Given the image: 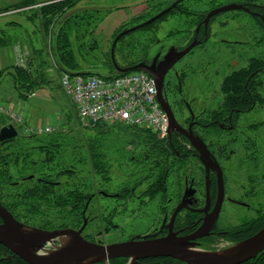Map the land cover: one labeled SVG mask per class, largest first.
<instances>
[{"label":"flooded vegetation","instance_id":"flooded-vegetation-1","mask_svg":"<svg viewBox=\"0 0 264 264\" xmlns=\"http://www.w3.org/2000/svg\"><path fill=\"white\" fill-rule=\"evenodd\" d=\"M241 3L244 6L241 10L252 14L264 27V6L251 2H247L248 5L243 2L237 4ZM213 9L215 7L211 10ZM211 10L205 14L204 20ZM217 15L210 18L207 27L204 20L200 23L198 31L196 30L198 25H196L186 39L188 44L179 49L171 43L169 47H166L171 37H165V35L160 38L159 29L156 28L155 33L152 31L155 40L146 47L140 59L153 65L156 74L160 77L163 75L161 63L171 49L183 50L195 39L200 42L199 44L207 41L211 36V21ZM159 42L166 43L163 48H167V51L156 48L155 53L150 56L149 48ZM189 53L179 59L165 74L163 95L177 122L185 130H188L191 125L190 132L200 143L201 149L205 146L203 151H206L205 154L209 157L208 164L205 163L200 150L182 130L169 129L168 134L160 138L161 142L158 144L162 156L161 165L165 167L164 174L160 175L163 169L160 164L158 165L159 162L155 163L149 173L143 169L145 161L157 160L153 157L157 155L156 150L149 152L142 150L141 147L128 145L125 151H129V157L120 159L125 170L123 174L125 181L119 185L114 180L116 157H111L108 164L109 172L91 174L88 169L89 162L82 160L79 164L76 163L77 167L70 165L73 163L71 158L82 155V152L77 144L61 142L63 132L57 130L27 132L23 127L15 126L14 135L0 139V203L12 217L30 230L54 232L71 229L80 232L79 235L84 240L103 246L131 240L150 241L172 237L175 240H185L187 248L211 250L221 241L232 243L240 241L231 239L228 233L234 227L252 222L259 216L262 209H253L251 202L238 200L240 206L247 209L251 207L249 210L253 211V216L248 217L249 213H237L236 223L219 225L224 214V205L229 197L225 168L220 161L221 159L228 161L238 152V145H243L245 140L237 138L239 133L242 137H246L244 139H249L248 144L251 141V145L247 144L246 152L242 153L244 157L240 165L247 164L245 162L249 159L252 161V167L259 163L258 140L249 136L259 130L261 123L252 120L242 125L238 119L241 115H249L259 106V91L254 88V85L256 83L257 87L259 86L256 77L264 72V65L253 63L250 68L241 69L230 78L228 77V80H232L229 83L227 79L225 80L222 109L217 108L211 112L207 106L206 110L198 114L191 101L185 98L182 102L176 100V95L183 93V77H180L174 69ZM171 72L175 73L177 79L174 85L169 78ZM236 80H238L237 85L233 83ZM184 107L188 113L186 118ZM2 128L0 127V134ZM217 132H220V137L219 134L212 135ZM248 146L251 148L250 155ZM26 150L29 151V158L25 157ZM39 156H47V160L40 167L37 166ZM246 169H248L247 166ZM252 172H258V170L253 169ZM74 188L76 190H73ZM120 208L130 213L137 212L139 209L144 210V213L150 212L157 215V222L149 228L145 227V230L139 227L132 231V225L128 229L124 226V234L115 236V220L117 219L115 214L121 212ZM148 208L149 211H147ZM116 209L118 211L114 212ZM155 209L159 213H153L152 210ZM262 213L264 214V211ZM4 222L5 219L0 215V224ZM211 223L212 225L207 227ZM71 241L72 237L60 235L49 239L45 247L37 252L49 254L53 252L52 250L55 251ZM0 264L30 263L16 250L0 242ZM103 264L189 263L171 255L161 254L137 258L116 257L104 260Z\"/></svg>","mask_w":264,"mask_h":264},{"label":"rangeland","instance_id":"rangeland-1","mask_svg":"<svg viewBox=\"0 0 264 264\" xmlns=\"http://www.w3.org/2000/svg\"><path fill=\"white\" fill-rule=\"evenodd\" d=\"M19 1L21 2L23 0ZM19 1L0 5V30H2V28L8 25L11 21H19L21 22L22 27L12 26L17 29L15 37H19L21 42H27L26 36L29 34L27 30L30 28L31 32H33L36 29H33V24L30 23L26 11L20 12L21 9L13 8L14 5L19 3ZM173 1L176 2L178 0H83L74 9H72V11L102 8L100 9L97 17H100L101 14H108H106V19L100 24V26L104 28L103 31L95 33L98 37L97 41L99 47L101 48L103 45H106L105 47L108 48L110 39L107 40V38L111 37L109 32L113 22H119V26L123 23H127V25L123 27V30H125L146 21L147 17L145 16L155 13L157 9L156 7H165ZM186 2H188L187 4H190L191 9H188L187 12H192L191 14L181 11L183 10L181 8L180 11L173 13L170 12L165 19L158 23V36L163 38L166 35L165 37L171 38H169L170 41L167 45L166 43L162 44V42L153 44L148 51L150 56L155 53L156 48H160L162 51H167V48H163V46L166 45V47H169L170 43L178 49L187 45L188 41L186 39L190 36L192 31H194L196 21L201 19V14H206L214 7H221L220 4H224L222 6H225L232 3L236 4L243 2V4L248 5L247 2H251L264 6V0H187ZM153 5L156 7L153 8ZM11 10L15 12L9 13ZM142 12L146 13L144 18L138 20V22H134L132 18ZM125 17L127 19L124 20L123 18ZM210 25V38L207 41L195 46V48L183 60H181L174 69L180 74V77H183V93L181 95L177 94L176 100L182 102L185 98L191 101L195 106V112L198 114H201V111L206 110L207 106L211 112L215 111L217 108L222 109L221 105L225 97L223 88L226 87L228 77L230 78L231 75L238 73L237 71L241 69L250 68L253 63H255V65H264V27L252 14L241 9L223 11L213 18ZM147 35L149 36L147 37ZM87 36L88 38L85 39L86 43L88 40L93 42V34H89ZM152 37L153 36L150 35V32H145V30L140 28L127 33L124 39L119 42L118 48L115 51V60L117 64L120 66H129L130 64L128 63L138 60L141 56V50L144 48L145 42H152ZM40 38L41 36H39L38 39ZM34 42L38 43V46L41 45L39 42ZM125 47L127 48L125 49ZM100 48H96L94 53H90L91 55H94V57L85 60L86 62L81 56H78L82 69L88 70L90 67L89 62H96V59H98V64L95 65L97 66V70L95 72H108L101 62V60L104 59V53H100ZM50 60L51 58L47 61L45 68H49V72L51 73L55 70V68L52 60ZM61 75L62 73H59V71L54 76L52 75V78L54 77L52 80L55 84H59V77ZM238 75L236 77H238ZM5 77L6 76H3L2 79ZM169 78L172 79L173 85L175 84V81L177 82L174 72H171ZM256 80L259 86L257 87V84L255 83L254 88L259 91V106L249 115H241L238 122L242 125L252 122V120L259 121L261 123L259 130L251 133L252 135L249 136V138L256 141L258 140L259 163L252 167V161L249 159V163L245 162L247 164L240 165L241 160L244 157L242 153L246 152L245 149L247 148L249 139H244L246 137H242L238 133L237 138L239 140H245L243 145H238V143L236 144V146L238 145L239 147L238 152L235 153L228 161L224 159H221V161L219 160L225 168V179L229 194L228 202L224 205V214H222L221 222L219 224L220 226L226 225L229 222L236 223L237 213H249L248 217H252L253 211L249 210L251 207L253 209L261 208L262 211H264V72H261L260 75L256 77ZM55 104L60 106L58 110L62 113L61 117L62 121L64 119V123L61 124V120L57 116V118L53 117L55 120L52 124L53 126L56 124L62 127L60 130L64 133L61 137L62 143L65 144V142H67L69 144L71 142L72 144H77L78 147H82L83 139L89 138V136L95 138L99 136L98 134H95L97 129H90L86 127L82 128L76 109L61 89L58 93ZM55 111L56 108H54L53 112ZM183 111L184 117L186 118L188 113L185 107ZM23 118L26 120L24 115ZM215 134H219V137L221 136L220 132L213 133L212 135ZM100 138H102L105 143H108L109 141L113 142L112 138L108 134L102 135ZM230 138H232V136H230ZM248 145H251V141ZM113 147L114 146H112L109 150L111 157L116 156L115 153H110L112 152ZM248 148V153L250 155L251 148L249 146ZM62 150L65 151L64 148H62ZM68 158L70 159L69 152ZM115 159L114 180H116V183L120 185L123 181H125L123 180L125 170L119 157H116ZM246 159L248 158L246 157ZM71 160L73 159L71 158ZM245 165L248 169H246ZM253 169L258 170V172H252ZM110 192L112 193L113 191ZM241 199L251 202L252 206L248 209L240 206L238 200ZM118 209L114 212H117ZM147 211H149V208ZM152 211L153 213H159L156 209ZM262 211L260 214H263ZM115 215H117V219L115 220L117 225L115 224L114 230L115 236H122L124 234V226L128 229L132 225V231L133 229H138L139 227H142L143 230H145V227L149 228L150 225H154L157 222V215L155 216L150 212L144 213V210L142 209H139L134 213L121 209V212H118ZM235 243L236 242L232 243L229 241H221L218 245H216V247H212L213 249L211 250L223 251Z\"/></svg>","mask_w":264,"mask_h":264},{"label":"trees","instance_id":"trees-1","mask_svg":"<svg viewBox=\"0 0 264 264\" xmlns=\"http://www.w3.org/2000/svg\"><path fill=\"white\" fill-rule=\"evenodd\" d=\"M81 1L83 0H23L14 5V9H21L20 11L22 12L24 10L26 11L30 23L33 24V29H36L31 33L28 32L29 34L28 36H26V41L30 44L31 49L37 54L42 62L41 65L35 70L32 69V64L28 63V67L16 65L12 68V71H10L11 74H13L15 86L21 94L27 95L30 91L37 88L42 81L47 80L45 77L46 75L44 67L46 66L47 61H49L50 55L52 56L54 63L57 65L59 73H96L108 77L118 76L122 74L121 72L115 71L111 47L114 38L123 30V27H125L127 23H123L116 28L112 37L110 38L108 48L105 47L106 45H103L100 48L97 41L98 37L95 33H98L100 24L106 19L108 14H101L100 17H97L100 9L102 8L72 11V9H74ZM186 1L187 0L178 1L177 5L168 13L164 14L159 19L151 23L144 25L140 29L145 30V32H150V35L153 36L151 38V41L153 42L155 40V35L152 31H154L155 33L158 23L165 19L170 12L173 13L180 11L181 8L183 9L181 10L183 12H187L188 9H191L190 4H187L188 2ZM174 2L175 1L165 7H156L153 5V8H157L155 13L148 16L146 15L145 17H147V19L151 18L162 9L172 5ZM27 9L30 11H28ZM187 13L191 14L192 12ZM145 14V12H142L132 19L134 20V22H138V20L144 18ZM201 15V19L199 21H196V25H199L204 20L203 18L205 17V13H202ZM8 26L22 27V24L19 21H11L8 23ZM89 34H93V42L88 40V42L86 43L85 39L88 38L87 35ZM15 36V33L13 35L8 27L2 28V30H0V45H11L16 41ZM39 36H41L40 39H38ZM148 36L149 35H147V37ZM124 37L125 35L118 40L115 51L118 48L119 42H121ZM34 41L41 43V45L38 46V43H35ZM150 43L145 42L144 48H142L141 50V56L144 54L146 47ZM127 47H125V49ZM96 48H100V53H104V59H102L101 62L108 70L107 73L95 72L97 70V66L95 65L98 64V59L96 58H94L96 59V62H89L90 67L88 70H84L81 68V63L78 56H81L84 61L89 58H93L94 55H91L90 53H94L96 51ZM141 56L138 60L128 64L133 65L139 61H143L142 59H140ZM3 75V73L0 75V85L2 84L1 77ZM231 80L232 79H229L227 83H229ZM238 80L233 83L237 85ZM7 120V117H5L4 115L3 117L0 116V127L8 124ZM86 128L97 129L95 134H98L99 136L96 138L89 136V138L82 140L83 146L80 147L82 155L73 158V163L70 164L72 167H77L76 163L79 164L83 160L87 163L89 162L88 169L91 174L95 172H98L99 174L107 173V171L109 172L108 164L111 160V154H109V150L111 149V147L114 146L112 152L110 153H115V157H119V159H122L129 157V151H125L128 145H135L136 148L141 147L142 150H147L149 152L152 150L157 151V155L153 156L157 160L145 161L143 164V169L147 173L152 170V168L155 166V163L159 162L158 165H161L162 163V156L158 149V144L161 142V139L158 138L155 133L147 129L138 126H124L121 124L108 126L98 124L94 127ZM105 134L110 135L113 142L109 141L108 143H105L104 140L100 138V136ZM25 153V157L29 158V151L26 150ZM117 154L121 155L118 156ZM47 156H39V159H37V166H42L43 162L47 160ZM162 169L163 170L160 171V175H163L165 172V167L163 168L162 166ZM3 171L5 172V169ZM149 175H147V177H149ZM73 190H76V188H74ZM263 226L264 214H259V216L252 222L232 228L228 233V236L231 239L242 240L259 231ZM242 264H264V250L261 251L255 258L250 259Z\"/></svg>","mask_w":264,"mask_h":264},{"label":"water","instance_id":"water-1","mask_svg":"<svg viewBox=\"0 0 264 264\" xmlns=\"http://www.w3.org/2000/svg\"><path fill=\"white\" fill-rule=\"evenodd\" d=\"M178 1L162 9L160 12L146 21L127 28L117 34L111 47L112 59L116 72L126 73L132 70H143L154 78L158 89V98L162 107L169 116V129L182 130L189 140L200 150L202 157H204L205 163L208 164L209 157L207 154H205L207 152L203 151L205 146H203V149H201L200 143L195 140V136L190 132L191 125L188 130H185L177 122L163 95L165 74L179 59L189 53L191 49L200 42L195 39L183 50L176 51L175 49H171V51L166 55L165 59L161 63L163 75L160 77L156 74L153 65L148 64L146 60L139 61L129 66H120L115 60V48L118 40L122 36L159 19L161 16L173 9L177 5ZM242 8H244V6L237 3L215 8L207 14L204 20L205 26H208L212 16L217 15L220 12ZM200 25L201 24L197 26V31L199 30ZM15 133V125L10 122L3 126L0 139L2 140L8 138ZM220 184V192L222 197V178L220 179ZM0 215H2L5 219V222L0 224V242L16 250L30 264H103L104 260H109L116 257L134 256L137 258L141 256L161 254L174 256L189 264H242L250 259L255 258L261 251L264 250V226L253 235L236 242L226 250L216 251L187 248V243H185V240H175L172 237L150 241L131 240L103 246L84 240L81 235H79L80 232L71 229L54 232L27 229L22 223L17 222L1 203ZM211 225L212 223L208 224L207 227H210ZM60 235H69L72 237L71 243H67L49 254H38L37 251L43 249L45 247V243L49 239ZM196 235L200 234L196 233Z\"/></svg>","mask_w":264,"mask_h":264},{"label":"built area","instance_id":"built-area-1","mask_svg":"<svg viewBox=\"0 0 264 264\" xmlns=\"http://www.w3.org/2000/svg\"><path fill=\"white\" fill-rule=\"evenodd\" d=\"M19 65L28 67L25 57ZM60 84L74 105L83 127L103 125L138 126L164 138L169 132V116L158 98L154 78L143 70H132L108 77L96 73L63 72ZM11 122L25 131L52 132V126L25 125L22 115L6 110Z\"/></svg>","mask_w":264,"mask_h":264},{"label":"crops","instance_id":"crops-1","mask_svg":"<svg viewBox=\"0 0 264 264\" xmlns=\"http://www.w3.org/2000/svg\"><path fill=\"white\" fill-rule=\"evenodd\" d=\"M17 1L19 0H0V5L10 4L12 2L14 3ZM12 12L15 11L11 10V12L9 13ZM123 19L125 20L127 18L125 17ZM113 23L110 27V32H109V35L111 37L114 31L116 30V28L119 26V22L114 23V25ZM5 27L6 28L8 27L13 35L16 32V29H13L8 25H6ZM103 29H104L103 27L99 26L98 32L103 31ZM28 32L31 33L30 28L28 29ZM111 37L108 38L106 37V38L107 40H109ZM22 42L21 40H19V37H17L16 41L13 42L11 45H6V46L0 45V71L1 74L2 73L4 74L3 76H6L4 79H2L3 76L1 77L2 84L0 85V105H2L6 110L13 111L22 116L24 115L26 117L25 120L26 125L52 126L55 128V130L60 131L62 129L60 125L55 124L53 126L52 124L53 121L55 120V118L53 119V117L57 118V116L61 120L60 123L61 124L64 123V119L62 121V117H61L62 113L61 111L58 110L60 106L55 104L56 99L58 97V93L60 89L62 90V87L60 81L59 84L58 83L55 84L52 80L54 78V77L52 78V75L54 76L58 72V67L54 63L52 56L50 55V58L52 60L55 70H53L50 73L49 68L44 67V71L46 75L45 77L47 80L42 81L37 88L30 91L27 95L21 94L18 91L17 87L15 86L13 74H11L10 71H12L13 67L19 65V61L21 58L25 57L26 62L32 64L31 67L33 70L37 69V67H39L42 63L40 58L37 56V54L31 49L30 44L28 42H23V43ZM59 78H61V76ZM54 108H56L55 112H53ZM3 115L7 117L8 123L11 122L10 117L7 114L0 111V116L3 117Z\"/></svg>","mask_w":264,"mask_h":264},{"label":"bare ground","instance_id":"bare-ground-1","mask_svg":"<svg viewBox=\"0 0 264 264\" xmlns=\"http://www.w3.org/2000/svg\"><path fill=\"white\" fill-rule=\"evenodd\" d=\"M66 236V235H65ZM69 236V235H68ZM66 243H68V242H66ZM55 244V243H54ZM52 251H54V250H52Z\"/></svg>","mask_w":264,"mask_h":264}]
</instances>
